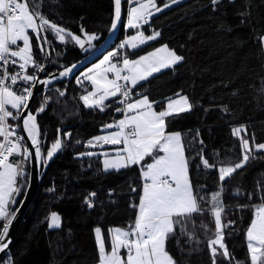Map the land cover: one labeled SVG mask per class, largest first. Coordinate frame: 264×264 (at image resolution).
<instances>
[{"label":"trees","instance_id":"obj_1","mask_svg":"<svg viewBox=\"0 0 264 264\" xmlns=\"http://www.w3.org/2000/svg\"><path fill=\"white\" fill-rule=\"evenodd\" d=\"M166 3L170 0H156L160 7ZM40 4L46 19L73 35L86 40L89 35L97 37L88 40L84 50L70 37L60 41L47 27L41 30L39 40L31 32L34 62L42 66L44 76L82 59L111 31L114 0H40ZM123 6L124 20L111 48L117 53L113 61L136 58L162 45L184 57L174 67L138 83L130 93L133 98L146 95L156 102L157 110L164 109L177 94L187 95L192 105L190 110L167 117L166 130L182 134L190 180L203 198L204 211L187 218L183 227L177 226L169 236L167 251L177 264H212L208 242L215 238L216 228L211 197L218 191L224 209L221 219L226 225L224 241L232 259L218 255L216 264H251L246 232L254 219V206L264 203V151L254 152L243 168L224 181L219 180L218 169L241 162L240 137L249 139L250 144L253 137L255 144L264 143V0H220L216 5L211 0H184L154 15L149 25L143 24L141 28L149 36L157 31L160 35L135 49L122 46L126 35L136 30L125 31L130 0H123ZM86 68L71 79L57 80L34 99L32 111L39 114L41 129V183L1 262L11 257V264H96L95 229H103L110 247L109 230L126 228L136 218L137 209L131 205L138 203L141 194L140 167L106 172L102 155H81L88 153L90 139L105 132V125L124 117L116 109L125 106L119 103L124 97L118 95L107 100L103 110L86 107L80 99L92 88L81 76ZM33 70L28 66L25 75H32ZM34 82L18 78L12 88L20 94ZM241 126L247 132L238 137L232 130ZM60 131L62 150L45 163ZM11 159L23 161L24 175L17 178L20 191L12 197L15 203L8 211L10 219L25 196L30 174V158L15 155ZM202 159L215 167H204ZM150 161L151 157H146L143 164ZM92 192L94 197L89 195ZM86 199H91L93 207ZM53 212L60 214V227L49 226ZM5 223L0 219V232Z\"/></svg>","mask_w":264,"mask_h":264},{"label":"snow or ice","instance_id":"obj_2","mask_svg":"<svg viewBox=\"0 0 264 264\" xmlns=\"http://www.w3.org/2000/svg\"><path fill=\"white\" fill-rule=\"evenodd\" d=\"M179 2L180 0H170V3L164 4L163 7H170ZM219 2L220 0H211L213 5ZM121 3L122 0H114L113 29L121 19ZM130 3L135 5L129 8L127 14V26L130 28L140 29L142 24L149 23L155 13L163 10L156 6V0H130ZM40 8V0H0V68L3 69L0 74V137L4 138V142L0 143V219L7 221L0 232V251H4L8 247L5 238L12 223L9 218L8 206L9 203H15L12 197L20 191L17 187V177L24 175L23 161L9 162V157L15 154L22 156L23 160H28L32 156V153L21 144L23 137L16 136L14 141L9 139V137L15 136V131L10 130L11 125L8 124V118L11 117L15 120L18 116H13V112L6 107L10 105L19 113L22 106L27 108L32 91L31 88H24L18 95L16 91L12 90V85L17 83L18 77L25 82H50V80L38 81L36 76L23 75L20 72L10 75L7 65L9 63L17 64V60L14 58H18L19 61H22L19 64L22 70L26 69L30 63L34 64L36 70H43L40 64L33 61L29 30L35 33L39 40L41 30L47 27L56 34L60 41L64 42L66 37H70L81 48L84 47V41L80 36H75L46 19ZM159 35L160 33L157 31L145 37L143 32L138 31L136 36H131L125 43L135 49L144 44L146 40H154ZM96 38L95 35L88 36L89 41ZM21 41L23 47L18 46V42ZM13 46H17L16 50H13ZM38 46L41 51L44 50L42 45ZM115 55L117 53H111L104 58L101 64H97L94 69H89L90 74H86V79L94 86V91L88 92L80 99L86 107H98L103 110L106 100L118 95L122 96L124 99L119 103L125 104L126 107L116 110L124 113V118L115 124L105 125V128H116L117 131L96 136L88 141V145L94 147L101 143L122 144L123 147L118 148L114 156L109 158L108 154L104 153V171H119L139 166L143 183L138 203L131 205L137 209L134 222L126 226L125 229L116 227L109 230L110 250H106L101 237V229H95L99 254L98 264H177L167 251L166 245L169 236L175 234L178 225L183 227L187 218L193 214L202 213L204 209L201 207L203 198L195 192L190 180L189 160L185 155L181 134L179 132L166 133V118L176 112L190 110L192 105L187 96H179V94H177L178 99H169L166 107L159 112L153 109L156 102L150 101L146 95L133 102L127 101L131 99L129 83L134 87L154 73L181 63L184 57L178 55L174 50L168 49L165 45L140 56L138 59L133 60L125 57L122 61V68H118L115 64L104 67V64L110 61V57ZM71 70V68L66 69L60 75L67 76ZM124 71L127 74L121 75ZM108 73H114V78L109 79ZM64 94V92H60L61 96ZM39 111L43 112L44 108L41 107ZM23 128L27 131L32 145L35 146V156L40 158L42 156L40 130L36 116L29 113L23 120ZM232 131L234 135L240 137L241 132L246 133L247 129L241 126ZM240 139L243 149L242 160L234 165L219 167L220 181L230 178L238 169L243 168L254 152L264 151V143L255 144L254 137L251 144L247 138L240 137ZM61 148L62 140L58 138L52 143L51 149L47 151L45 163L51 160ZM81 155L92 156L95 153L88 152ZM146 157H151V162L143 164ZM202 163L206 168L215 167L214 164H209L208 159H202ZM132 191L135 192L136 189L133 188ZM89 195L94 197L96 193L92 192ZM211 199L213 201L211 213L214 216L216 231L215 238L209 240L208 245L212 264H216L218 255L228 260L232 257L224 243L223 229L226 225L221 220V213L224 209L220 192L213 194ZM261 199L264 200V197ZM85 203L90 208L93 207L91 199H86ZM254 207V219L246 232L247 247L250 252L251 264H264V203ZM49 226L60 227L61 217L52 213ZM122 249L125 251L124 255H121Z\"/></svg>","mask_w":264,"mask_h":264},{"label":"water","instance_id":"obj_3","mask_svg":"<svg viewBox=\"0 0 264 264\" xmlns=\"http://www.w3.org/2000/svg\"><path fill=\"white\" fill-rule=\"evenodd\" d=\"M123 18H124V6H123V0H122V3H121V19L117 23V26L115 29L111 28V31L109 32L108 36L100 45H98L93 51H91L86 56H84L82 59L73 63L72 65L67 66L61 70L55 71V72L50 73V74L45 75V76L43 75V73H40V75L37 77L38 81H49L50 80V82L49 83H41V82H37V81L34 82L32 88H31L32 96L30 97V99L28 101L27 108H24V107L22 108V110H21L22 114H20V118H21V121L23 124V120L26 118V116L29 113L36 116V121H37V124L39 126V130H40V136H39L40 150H41V129H40L39 121H38L39 114L33 113V111H32V104L34 102V99L38 96L39 93L46 92L50 88V86L54 82H56L57 80L64 79V78L71 79L78 72H80L84 68H86L89 65H91L92 63H94L96 60H98L100 57H102L108 50H110L112 48V46L115 44L116 39L119 35L120 29H121V26L123 23ZM73 65H75V67H73ZM69 68H71L72 70H71V72H69V74L67 76H61L60 75V73L64 72L66 69H69ZM23 134H24V137L26 139L29 152L32 153V156L30 157L29 184H28L25 196H24L21 204L16 209V212L11 219L12 223L9 226V231H8L7 237L5 238V242L8 243V247L4 251H0V260L3 257V255L8 251L10 244L14 240L16 233H17L19 227L21 226L27 211L31 207L32 202L37 195V192L39 190L40 183H41V158H42V156L40 158H37L35 156V146L32 145L31 139L28 137L27 132L24 128H23ZM59 139L62 140V131L59 132ZM62 144H63V142H62ZM61 150H62V148L60 150H58L54 154L53 158L49 161H53L55 159V157L61 152Z\"/></svg>","mask_w":264,"mask_h":264},{"label":"rangeland","instance_id":"obj_4","mask_svg":"<svg viewBox=\"0 0 264 264\" xmlns=\"http://www.w3.org/2000/svg\"><path fill=\"white\" fill-rule=\"evenodd\" d=\"M182 1H184V0H180V2H182ZM174 4H172L171 6H173ZM133 6H135V5H133ZM156 6L157 7H160V6H158L157 4H156ZM170 6V7H171ZM161 8H163V10H165V9H167V8H169V7H163V6H161ZM162 10V11H163ZM158 13H160V12H157V13H155L154 15H156V14H158ZM153 15V16H154ZM152 16V17H153ZM151 17V18H152ZM143 25V24H142ZM141 25V26H142ZM138 31H140V32H143V34H144V36L145 37H147V36H149L141 27H140V29H136L135 30V32L134 33H132L131 35H129L128 37H127V39H126V41L131 37V36H136L137 35V33H138ZM31 30H29V36H30V47H31V50H32V46H31ZM81 38V40L82 41H84V47L82 48V49H84V50H86L87 49V47L89 46V42H88V40H86L85 38H82V37H80ZM150 40H146V42L144 43V44H146L147 42H149ZM128 45V44H127ZM143 45V44H142ZM18 46L19 47H23V42L21 41V42H18ZM130 48H131V46L130 45H128ZM140 46V45H139ZM16 48L17 47H13V50H16ZM131 49H133V48H131ZM114 52V50L113 49H111V50H108L102 57H100L98 60H96L94 63H92L91 65H89L87 68H86V70L83 72V74L81 75V76H83V78H81V79H83V80H87L86 79V74H90L89 73V69H94L95 68V66L97 65V64H101L103 61H104V58L106 57V56H109L111 53H113ZM147 54V53H146ZM146 54H144V55H146ZM33 56V55H32ZM140 57V56H139ZM139 57H136V58H128V59H138ZM33 61H34V58H33ZM32 63H30L29 65H31ZM110 64H115L118 68H121L120 66H118L117 65V62L116 61H113V57L111 56L110 57V61L108 62V63H105L104 64V67H109L110 66ZM162 70H164V69H162ZM161 70V71H162ZM125 73L127 74V72L125 71ZM154 74H156V73H154ZM108 78L109 79H113L114 78V73H108ZM80 79V80H81ZM129 87L132 89L133 88V86H130L129 85ZM12 90L13 91H15L13 88H12ZM90 91H94V86L92 87V88H87L86 89V91H85V93H84V95H86L88 92H90ZM18 94V93H17ZM19 95V94H18ZM99 95V94H98ZM182 96H187V95H182ZM143 96H140V97H137V98H133V97H131V99L130 100H128L127 102H133V101H135L136 99H138V98H142ZM188 97V96H187ZM112 98H114V97H112ZM179 97H177V98H172V99H178ZM109 99H111V98H109ZM108 99V100H109ZM107 101V100H106ZM105 101V102H106ZM188 101H189V99H188ZM104 102V103H105ZM181 103H183L182 101H181ZM190 103V102H189ZM23 107V106H22ZM178 107V106H177ZM7 108H8V110L9 111H12L13 112V116H19V113L17 112V110H15V109H12L11 108V106L10 105H8L7 106ZM22 109V108H21ZM20 109V110H21ZM153 109L155 110V111H157V112H159V111H161V110H157L156 108H155V106L153 105ZM163 110V109H162ZM11 118V117H10ZM124 117H121V118H118L117 120H115L114 122H112L111 124H115L117 121H119L120 119H123ZM114 131H117V129L116 128H111V129H109V128H106V131L104 132V133H102V134H99L98 136H101V135H107L108 133H110V132H114ZM176 132H179V131H172V132H167V130H166V133H176ZM180 134H181V132H179ZM181 137H182V134H181ZM22 144V143H21ZM23 145V144H22ZM123 147V145L121 144V145H106L105 147H99L97 150H95V149H92V148H90L89 149V151L88 152H92V153H95V154H100V155H102L103 156V160L105 159V155H104V153H107L108 154V157L110 158V157H112V156H114L115 155V151L118 149V148H122ZM29 150V149H28ZM186 155V154H185ZM13 160L12 159H10L9 158V162H12ZM223 167V166H222ZM18 178V177H17ZM218 192V191H217ZM216 192V193H217ZM10 206H11V203H9V206H8V211H9V208H10ZM53 213H56V214H58L59 216H60V214L58 213V212H53ZM222 220V219H221ZM55 228V227H54ZM224 243H225V241H224ZM217 248H218V246H216Z\"/></svg>","mask_w":264,"mask_h":264},{"label":"built area","instance_id":"obj_5","mask_svg":"<svg viewBox=\"0 0 264 264\" xmlns=\"http://www.w3.org/2000/svg\"><path fill=\"white\" fill-rule=\"evenodd\" d=\"M149 22H150V20H149ZM14 59H16V58H14ZM16 60H17V59H16ZM19 64H20V63L18 62V60H17V64H15V65L9 63V64L7 65V71H8V73H9L10 75H11V74H16L17 72H20V73L24 74V73L26 72V69H24V70L20 69ZM2 71H3V69L0 68V74H2ZM33 74H34V76H38V75L40 74V70H36V69L34 68V70H33ZM18 78H19V77H18ZM17 80H18V79H17ZM9 83H10V81H9ZM121 83H123V81H121ZM121 108H124V107H121ZM119 112H120V111H119ZM120 113H122V112H120ZM122 114H124V113H122ZM10 130H14V131H15V136H13L14 139H16V136H21V137H22L21 133L19 132V125L11 126V129H10ZM9 139H10V137H9ZM3 142H4V138L1 137V139H0V143H3Z\"/></svg>","mask_w":264,"mask_h":264},{"label":"bare ground","instance_id":"obj_6","mask_svg":"<svg viewBox=\"0 0 264 264\" xmlns=\"http://www.w3.org/2000/svg\"><path fill=\"white\" fill-rule=\"evenodd\" d=\"M130 7H132V6H131V3H130ZM130 7H129V8H130ZM123 20H124V18H123ZM151 22H152V18H150V22H149L148 24H146V25H149ZM129 28H130V27L127 26V19H126V23H125V31H128ZM126 33H127V32H126ZM126 39H127V35H126V37H125V39H124V43L122 44L123 47H126V46H127V44L125 43V42H126ZM123 107H125V106H123ZM20 113H21V110H20ZM20 113H19L18 118L15 119V120H13V121H10L9 118H8V124L11 125V126L19 125V132L21 133V135H22V137H23V140L21 141V143L27 145L26 139H25L24 134H23V124H22V121H21V118H20ZM26 132H27V131H26ZM0 139H1V137H0ZM10 139L13 140V141L15 140V139L13 138V136L10 137ZM27 146H28V145H27ZM13 156H15V154H14ZM13 156H11V157H13ZM11 157H9V158L11 159ZM41 160H42V158H41ZM18 207H19V206H18ZM3 256H4V255H3ZM1 259H2V258H1ZM10 262H11V257H9V261L1 262V260H0V264H11Z\"/></svg>","mask_w":264,"mask_h":264},{"label":"crops","instance_id":"obj_7","mask_svg":"<svg viewBox=\"0 0 264 264\" xmlns=\"http://www.w3.org/2000/svg\"><path fill=\"white\" fill-rule=\"evenodd\" d=\"M128 46V45H127ZM163 46H165V45H162V46H159V47H157V48H155V49H153V50H151L150 52H152V51H154V50H156V49H158V48H161V47H163ZM13 47H17V46H13ZM167 47H168V49H170V50H173L172 48H170L168 45H167ZM175 51V50H174ZM176 52V51H175ZM149 53V52H148ZM178 54V53H177ZM33 55V54H32ZM179 55V54H178ZM143 56V55H142ZM18 59V58H17ZM19 60V59H18ZM123 61V60H122ZM122 61L121 62H117V65L118 66H120L121 68L123 67V64H122ZM22 62V61H21ZM31 65H33V63L31 64ZM29 66V65H28ZM121 75H126V73H125V71L124 72H122L121 73ZM154 75V74H153ZM86 81H88V80H86ZM90 84H91V82L90 81H88ZM140 82H142V81H140ZM139 82V83H140ZM129 85L131 86V84L129 83ZM137 85V84H136ZM135 85V86H136ZM91 86L93 87V85L91 84ZM125 107H126V105H125ZM106 131V130H105ZM106 145H110V144H97L96 146H94V147H90L89 145V147L90 148H92V149H95V150H97L99 147H105ZM162 154V153H161ZM151 162V161H150ZM149 162V163H150ZM116 227H119V226H116ZM116 227H112V228H116ZM111 228V229H112ZM119 228H121V229H125L124 227H119ZM101 229V237H102V239H103V241H104V243H105V246H106V250H110V247H108V245H107V243H106V240H105V235H104V231H103V229L102 228H100ZM95 235H96V233H95ZM96 241H97V236H96ZM97 245H98V243H97ZM125 254V251L122 249L121 250V255H124ZM96 264H98V262L96 263Z\"/></svg>","mask_w":264,"mask_h":264}]
</instances>
